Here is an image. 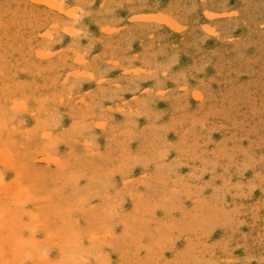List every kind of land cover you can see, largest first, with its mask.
Segmentation results:
<instances>
[{
    "label": "rangeland",
    "instance_id": "rangeland-1",
    "mask_svg": "<svg viewBox=\"0 0 264 264\" xmlns=\"http://www.w3.org/2000/svg\"><path fill=\"white\" fill-rule=\"evenodd\" d=\"M0 158L22 264H264V0H0Z\"/></svg>",
    "mask_w": 264,
    "mask_h": 264
},
{
    "label": "bare ground",
    "instance_id": "bare-ground-1",
    "mask_svg": "<svg viewBox=\"0 0 264 264\" xmlns=\"http://www.w3.org/2000/svg\"><path fill=\"white\" fill-rule=\"evenodd\" d=\"M2 160L3 159L0 158V162ZM2 163H3L2 166L4 167L5 165H7V167L9 166L8 163L6 164L5 160H3ZM23 192H27V191L25 190V188L20 186L17 180L4 182L3 180L0 179V237L2 235L4 236L8 235L5 237L8 238L9 234L10 236H12L11 234L13 233L14 230L23 231L26 229V227L27 228L29 227L28 225H25L22 222V217H27L30 214L29 212L25 211V208L22 207V201L24 199ZM15 233L16 232H14V234ZM17 236H19V233L17 234ZM2 238L0 239V242L5 243V245L6 243H8V245L11 243L9 241L3 242L4 240L2 241ZM18 238L17 241L13 240L14 242L11 243L13 244L12 246L11 244L9 245L10 246V248H8L9 251L5 253L2 251V254H0V264H4V263L8 264L10 262L13 264H22L24 261H26V259H28L31 253V248L34 247L35 245L33 243H30L31 241L25 242L24 240H20V237ZM0 249L2 248L0 247ZM35 260H39V259L36 258Z\"/></svg>",
    "mask_w": 264,
    "mask_h": 264
}]
</instances>
